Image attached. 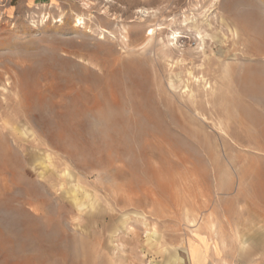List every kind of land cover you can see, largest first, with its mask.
Here are the masks:
<instances>
[{"label": "rangeland", "instance_id": "1", "mask_svg": "<svg viewBox=\"0 0 264 264\" xmlns=\"http://www.w3.org/2000/svg\"><path fill=\"white\" fill-rule=\"evenodd\" d=\"M0 264H264V0H0Z\"/></svg>", "mask_w": 264, "mask_h": 264}, {"label": "bare ground", "instance_id": "2", "mask_svg": "<svg viewBox=\"0 0 264 264\" xmlns=\"http://www.w3.org/2000/svg\"><path fill=\"white\" fill-rule=\"evenodd\" d=\"M78 21H79V22H82V21H83V19H81V18H80V19H78ZM154 32H155V31H154V30H152V31H151V33H150L149 35H152V34H154ZM175 38H176V37H174V39H175Z\"/></svg>", "mask_w": 264, "mask_h": 264}]
</instances>
